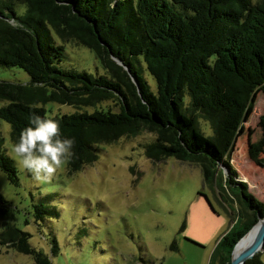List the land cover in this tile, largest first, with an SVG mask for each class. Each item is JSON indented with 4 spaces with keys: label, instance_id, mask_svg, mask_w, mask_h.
Returning <instances> with one entry per match:
<instances>
[{
    "label": "trees",
    "instance_id": "16d2710c",
    "mask_svg": "<svg viewBox=\"0 0 264 264\" xmlns=\"http://www.w3.org/2000/svg\"><path fill=\"white\" fill-rule=\"evenodd\" d=\"M52 31L92 50L106 73L62 68L64 46L54 42ZM0 65L30 77L24 84L0 79V99L6 101L0 119L10 124L14 144L33 113L56 120L61 138L74 141L66 160L71 173L98 158L99 144L147 131L153 134L144 146L150 161L173 157L196 165L205 184L238 199L243 211L214 250L218 264H230L235 243L264 216V201L237 178L230 161L254 93L264 94V0H0ZM111 98L117 111L48 115L44 107L55 102L80 108ZM200 120L209 123L211 134ZM259 126L262 135L247 156L264 168V112ZM3 142L0 131V169L17 186V167ZM33 215L40 221L57 211L40 201ZM14 220L0 192V245L30 255L34 264H52ZM58 249L52 238L51 253ZM244 264L264 263L257 253Z\"/></svg>",
    "mask_w": 264,
    "mask_h": 264
},
{
    "label": "rangeland",
    "instance_id": "374dc122",
    "mask_svg": "<svg viewBox=\"0 0 264 264\" xmlns=\"http://www.w3.org/2000/svg\"><path fill=\"white\" fill-rule=\"evenodd\" d=\"M17 10L22 12L24 4ZM52 38L64 46L62 68L106 73L88 47L75 40L62 41L54 31ZM143 74L154 88L152 77L145 70ZM0 79L24 84L30 77L19 67L0 65ZM5 103L0 99V107ZM44 107L48 115L119 109L113 98L80 108L55 102ZM263 112L264 94L256 91L230 152L237 178L260 201H264V168L248 158L247 149L262 135L259 116ZM200 127L212 133L204 120ZM10 130V124L0 119L3 147L15 162L19 185L9 183L0 169V192L14 212L15 225L30 233L29 243L48 255L52 264H218L216 243L243 211L238 199L205 184L196 165L173 157L150 161L144 146L152 133L142 131L101 143L94 162L70 173L65 161L50 183H37L13 156ZM40 201L54 207L57 215L35 221L33 205ZM52 238L58 244L56 254L50 251ZM259 257L264 263V249ZM0 264L34 261L30 255L0 245Z\"/></svg>",
    "mask_w": 264,
    "mask_h": 264
},
{
    "label": "clouds",
    "instance_id": "9594fccd",
    "mask_svg": "<svg viewBox=\"0 0 264 264\" xmlns=\"http://www.w3.org/2000/svg\"><path fill=\"white\" fill-rule=\"evenodd\" d=\"M74 141L61 138L59 123L39 115L30 116V126L19 134L11 152L37 183H50L57 169L72 155Z\"/></svg>",
    "mask_w": 264,
    "mask_h": 264
},
{
    "label": "water",
    "instance_id": "95a60500",
    "mask_svg": "<svg viewBox=\"0 0 264 264\" xmlns=\"http://www.w3.org/2000/svg\"><path fill=\"white\" fill-rule=\"evenodd\" d=\"M111 58L117 64L123 66L124 69L129 71L128 66L124 65L120 59L115 58L112 55H111ZM253 229H255V232L251 234L250 236L249 234L251 233ZM247 237H249V240L245 243L244 249L240 252V254L237 257L233 258L232 255H233L234 249L240 242L245 241ZM263 244H264V216L261 218H258L256 223H254L253 226L235 243L232 249V252H231L230 264H244L246 260L251 259L263 249Z\"/></svg>",
    "mask_w": 264,
    "mask_h": 264
},
{
    "label": "bare ground",
    "instance_id": "6f19581e",
    "mask_svg": "<svg viewBox=\"0 0 264 264\" xmlns=\"http://www.w3.org/2000/svg\"><path fill=\"white\" fill-rule=\"evenodd\" d=\"M254 232H255V229H253L249 235L251 236V234H253ZM248 240H249V237H247V239H246L245 241L240 242V243L236 246V248H235L234 251H233V255H232L233 258L237 257V256L240 254V252H241V251L244 249V247H245V243H246Z\"/></svg>",
    "mask_w": 264,
    "mask_h": 264
}]
</instances>
